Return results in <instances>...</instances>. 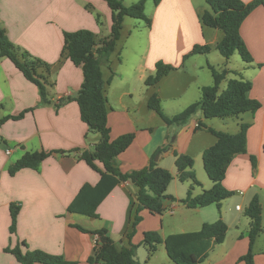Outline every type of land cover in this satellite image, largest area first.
Listing matches in <instances>:
<instances>
[{
  "label": "crops",
  "instance_id": "0c3cea01",
  "mask_svg": "<svg viewBox=\"0 0 264 264\" xmlns=\"http://www.w3.org/2000/svg\"><path fill=\"white\" fill-rule=\"evenodd\" d=\"M121 1L125 6L133 4L132 1ZM241 1L249 3L252 0ZM207 10L209 7L204 0H160L158 5L153 4L147 16L150 20L147 32L140 30V35L128 32L126 41L132 43L116 48L110 57L109 67L101 68L104 80L108 79L111 71L114 73L110 85L106 87L110 139L115 140L129 133L135 136L132 144L117 158L119 170L124 174L141 170L148 166L158 150H162L157 154V163L172 175L166 193L177 201L182 199L177 186L180 182L174 155L191 157L194 167L199 160L202 162V153L214 144L215 139L200 138L197 145L192 147L197 125L204 123L201 112L192 116L180 129L160 120L159 139L153 133V121L158 115L153 111L154 114H148L145 119H139L137 115L140 110L143 111L140 107L142 103L149 110L147 100L153 94L158 96L162 104V85H174L175 82L171 80L174 75H185L188 89L191 90L189 105L200 99L202 87L213 84L210 70L213 66L209 61L201 60L202 55L183 59L194 46L215 48L219 41L216 34H209V28L200 22V15ZM111 14L104 0H0V29L10 43L54 67L60 59L64 33L86 30L98 39H104L110 33ZM239 34L253 63L245 65L240 72L235 71L237 74L234 76L251 83L249 98L257 101L260 108L253 115L247 113L243 114V118H236L238 128L241 123L249 125L246 131V153L233 158L226 178L233 175L235 185L231 190H244L238 194L246 202L244 206L248 207L254 197L259 198L260 202L264 191V185L258 183L260 176L264 175V7H257L245 18ZM157 62L171 66L174 71L156 87L150 88L144 82L154 74ZM189 72L193 76L187 80ZM227 80L230 78L226 77ZM49 81L53 83L49 91L51 104L38 106L37 87L28 82L8 59H0V120L25 112L21 119H8L0 124V264H19L5 251L16 247L22 252L36 250L60 257L66 262L87 264L93 251L94 236L86 232L98 230H106L117 249L128 247L125 234L130 229V213L136 192L131 184L120 183L114 187L96 208L94 218L67 212L68 206L84 185L93 187L100 180L99 173L79 159L82 151L93 149L98 138L97 135L88 134L76 102L71 100L58 110L55 109L60 99L74 97L79 91L83 81L81 68L69 60H63L59 67L53 68ZM134 81H137L138 87H133ZM172 91L170 86L167 94ZM169 98L173 100L174 95L170 94ZM192 148L196 150L195 153ZM74 149L79 152L65 155L53 153L41 163L38 170L24 169L14 176L8 173L9 167L26 153L68 152ZM251 156L256 159L254 176ZM96 166L102 170L101 164L97 163ZM177 201H163L164 212L172 220L166 227L163 215H151L145 210L141 212L142 220L131 240L132 244L139 245L136 253L139 262L146 260L144 257L141 261L138 257L145 233L157 232L165 238L171 234L198 231L202 224L213 223L221 218L227 225L225 238L231 228L236 229L232 233L233 243L217 252V248L224 245V239L202 264H244L240 258L249 249L248 217H237L229 222L225 212L221 211L219 215L218 210L215 214L213 210H204L212 206L186 209L182 205V209H179ZM260 203L262 207V200ZM11 204L19 207L13 235L9 233ZM188 210L200 211L203 216L199 222H192V225L198 224L199 229L186 231L189 222L184 215ZM235 211L240 216L242 207L236 205ZM158 217L161 219L160 225ZM205 218L212 219L206 221ZM75 226L86 232L79 231ZM262 226L264 230V212ZM256 244L253 250L254 264H264V248H258Z\"/></svg>",
  "mask_w": 264,
  "mask_h": 264
},
{
  "label": "trees",
  "instance_id": "16d2710c",
  "mask_svg": "<svg viewBox=\"0 0 264 264\" xmlns=\"http://www.w3.org/2000/svg\"><path fill=\"white\" fill-rule=\"evenodd\" d=\"M111 10V27L109 35L104 39H98L93 33L81 30L74 33H64L63 47L60 59L56 66H51L42 60L33 57L25 50L10 43L5 33L0 29V59H8L23 77L38 89V106L51 104L49 91L53 83L49 77L53 68L60 66L63 60H69L82 70L83 81L79 91L74 97H66L59 100L55 105L58 110L64 103L73 100L77 103L81 121L87 126L88 134L97 135V143L90 151H82L79 159L90 169L100 175L96 186L84 185L72 203L68 206V213L80 214L90 218L95 217V210L104 198L120 183L131 184L135 192V201L130 213V229L125 234L128 247L117 249L114 241L106 230L86 232L75 226L81 232H86L94 237L95 241L91 256L87 264H147L150 257L154 255L158 245H163L169 259L168 264H202L215 246L224 242L227 226L221 218L213 223H204L195 232L171 234L162 238L157 232H147L143 235L140 246L147 252L146 260L141 263L136 259L139 245L132 244L131 240L135 234L138 224L141 222V212L147 211L151 215H162L164 213L163 201L169 199L167 188L173 177L165 169L158 166L152 157L147 167L122 173L118 167V156L123 153L133 142V133L119 136L115 140L110 139V128L107 124V98L106 87L110 85L114 73L111 71L107 80L103 79L102 66L109 67L110 57L115 52L117 43L121 39V31L125 18L141 20L148 27L150 20L144 14V6L147 1L139 0L129 6H125L121 0H104ZM158 5L160 0H151ZM209 10L200 15L202 26L218 30L222 38L215 46L221 57L228 60L234 54L249 66L253 63L252 57L242 41L239 30L245 18L257 7H264V0H252L244 3L241 0H204ZM87 9H90L87 7ZM96 21L98 16L96 15ZM208 46H194L184 60L195 55H205L210 52ZM213 84L201 88V97L198 101L190 104L180 113L168 117L161 108V102L157 95L153 94L147 100V108L158 115L168 126H183L197 112H201L204 119L238 118L240 115L254 114L260 104L249 98L251 83L244 79H230L226 81L229 74L236 75L235 71L222 70L217 72L210 67ZM174 68L157 62L154 74L146 78L147 87H156ZM226 82L225 89L220 90L222 82ZM30 111V110H29ZM25 113V112H24ZM24 113L16 117L0 120V124L8 119L18 120ZM249 125L239 124L237 133L228 134L213 129H207L215 139L214 144L202 153L203 170L212 183V187L203 190L200 194L193 196L191 186L186 197L179 202L186 209H200L215 205L219 215L221 214V203L230 198L233 193L222 186L228 167L236 155L246 153V131ZM203 128L198 123L197 129ZM264 154V146H263ZM78 149L68 152H40L26 153L14 164L8 173L16 175L21 170H38L41 163L53 153L62 155L78 153ZM158 150L156 155L161 153ZM174 165L177 171V179L180 183L190 181L192 185H199L193 172V159L187 155H174ZM252 170L255 171L256 159L250 157ZM102 166L99 169L96 164ZM19 207L10 205V227L9 233L13 235L16 231V220ZM244 215L250 219L248 231L249 249L246 255L240 258L244 264H254L253 248L258 236L262 233V208L257 197H254ZM25 246V244H23ZM9 252L19 264H74L66 262L60 257L50 256L41 251L22 252L18 247ZM264 254V252H263Z\"/></svg>",
  "mask_w": 264,
  "mask_h": 264
},
{
  "label": "rangeland",
  "instance_id": "374dc122",
  "mask_svg": "<svg viewBox=\"0 0 264 264\" xmlns=\"http://www.w3.org/2000/svg\"><path fill=\"white\" fill-rule=\"evenodd\" d=\"M129 1L136 3L139 0H125L126 3H130ZM152 8H153V2L151 0L147 1L145 3V6H144V14L146 17L150 14V9H152ZM146 27L147 26L145 25V23L141 20L125 18V22L123 24V29L121 31L122 39L120 42L117 43L116 48L119 49L121 46H124L126 44L130 45L132 43V41H126V35L128 34V32H133L135 35H140L139 34L140 30L141 31L145 30L147 32ZM208 30L210 32L209 34H212V35L216 34V36L219 40L223 36L222 33L218 30H213V29H208ZM201 57H199V58H201V60L209 61V64L212 65L217 72H221L224 68L230 69L232 71L240 72L242 70V68L245 66V63L240 59L238 54H234L228 60H226L220 56V54L218 53V51H216V49L214 47H212L210 49V52L208 54L202 55ZM121 68L123 69L124 67H121ZM192 76L193 75H191L189 72V75H187V80L190 79ZM227 77L230 79H237L234 76V74H230ZM185 78H186L185 75H183L181 73H180V75H174L171 80H173L175 83H174V85L170 84V86L172 87V90H174V91H172L169 94H167L169 87H170L169 84L164 83V85H162V90H163L162 93H163L164 97L162 98L163 100H162L161 108L163 110V113L165 115H167L168 117H171V116H174V115L180 113L185 108H187L189 105L188 104V101H189L188 97H189L191 90L188 89V82L185 80ZM167 82H169V81H167ZM169 83H171V82H169ZM132 85H133V87H138L137 81H134L132 83ZM225 86H226V82H222V84L220 86V90L222 91L223 89H225ZM170 94L174 95L173 100H171L169 98ZM140 107L143 109V111L140 110V112L138 113L137 117L139 119L140 118L145 119L148 114H154V113H152V111L145 109V103L140 104ZM156 115H154V116H156ZM243 116L244 115H240L238 118H243ZM155 118H156L155 122L153 121V126H154L153 127V133H154L156 139H159L161 137V130H160L159 126L162 123H161V121H160L161 119L159 117L156 116ZM202 119L204 121L203 128L199 129L195 133L196 137H195L194 141L192 142V147H193V145H194V147L197 145V140L200 138H205V139L207 138L209 140H213L212 135L207 130L209 128L213 129L215 131L228 133V134H235L238 131L237 121L235 118H225V119H204V118H202ZM172 127L180 129L182 126H180V127L172 126ZM195 141H196V143H195ZM192 151H193V153H195L196 150H194L192 148ZM156 157H157V155L154 156V161H155ZM256 169L257 168H255V171L252 170L253 176L255 175ZM193 172L195 174V178H196L199 185H192V183L190 181H187L184 183H177L178 191L181 195L180 196L181 199H184L186 197V193L191 186H193L192 193L194 195H198L202 190H208L211 187L210 181L207 178V176H206V174L202 168V162L200 160L198 162H196V165L193 167ZM232 179H233L232 174L229 175L228 178H226V175H225V178L222 181V186L226 190L233 193V195L230 198L224 200L221 203L222 207L220 210V211H222V213L225 212V215H226L229 222L235 220L237 217L247 219V217H245V215H244L245 208L247 207V206L246 207L244 206V205H246V202H244L242 199V196H240L238 194L239 191H244V190H242V189H240V190L232 189L231 190V187H233V184H234L233 183L234 181ZM258 183L264 185V175L260 176ZM250 193H251V191H250ZM261 200H262V207L261 208H262V212H264V208H263L264 207V191L262 192V194L260 196V202H261ZM175 201H177V200H175ZM236 205H240L242 207V213L240 216L235 211ZM260 205H261V203H260ZM177 206H178L177 208L182 209V204L179 201H177ZM204 210H213V214H215V212L217 211L215 205H212V207H210L209 209H204ZM175 212H177V209H175ZM199 212L200 211H196V210L195 211L194 210L186 211L184 217L189 222V224H187V226L185 228L186 231H191L193 229H199L198 224L192 225V222H194L196 220H197V222H199L203 218V216ZM162 215L164 216L165 227H166L167 224L172 220L170 219L171 217L168 215V213L166 211ZM205 219H207L206 221H211L210 219H212V218H205ZM158 220H159L158 223L160 225V220H161L160 217H158ZM241 228H243L242 227V221H241ZM233 230L235 231L236 229L231 228L229 230L227 238H225L226 240L224 242V245H221L220 247H218L217 252H219L220 250H222L223 248H225L229 244L233 243V239H232ZM262 230H263V226H262ZM259 237H260V239L258 240ZM258 238L256 239V241L258 240V242H257L258 248H264V230L258 236ZM255 244H256V242H255ZM257 244H256V246H257ZM254 248H253V250H254ZM138 257L141 261H143L144 257L146 259L147 252H146L144 247H141L139 249ZM168 263H169V259L165 253V249H164L163 245L157 246L156 252L154 253V255L152 257H150V259L147 262V264H168Z\"/></svg>",
  "mask_w": 264,
  "mask_h": 264
},
{
  "label": "built area",
  "instance_id": "2783aa9c",
  "mask_svg": "<svg viewBox=\"0 0 264 264\" xmlns=\"http://www.w3.org/2000/svg\"><path fill=\"white\" fill-rule=\"evenodd\" d=\"M7 154H9V152H7ZM237 209H240V208L238 207ZM169 213L172 214V210H170ZM96 240H97V237H94V244Z\"/></svg>",
  "mask_w": 264,
  "mask_h": 264
},
{
  "label": "water",
  "instance_id": "95a60500",
  "mask_svg": "<svg viewBox=\"0 0 264 264\" xmlns=\"http://www.w3.org/2000/svg\"><path fill=\"white\" fill-rule=\"evenodd\" d=\"M155 161H157V157L155 158Z\"/></svg>",
  "mask_w": 264,
  "mask_h": 264
}]
</instances>
